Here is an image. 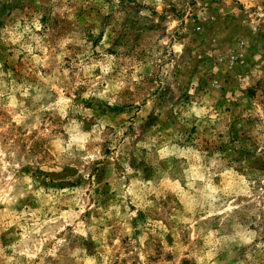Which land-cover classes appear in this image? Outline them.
Masks as SVG:
<instances>
[{"label":"rangeland","instance_id":"rangeland-1","mask_svg":"<svg viewBox=\"0 0 264 264\" xmlns=\"http://www.w3.org/2000/svg\"><path fill=\"white\" fill-rule=\"evenodd\" d=\"M0 264H264V0H0Z\"/></svg>","mask_w":264,"mask_h":264}]
</instances>
